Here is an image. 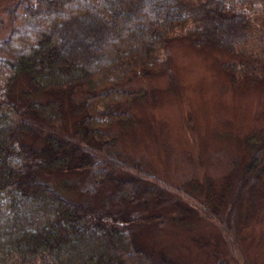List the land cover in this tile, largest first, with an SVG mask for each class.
I'll return each mask as SVG.
<instances>
[{"label":"trees","instance_id":"obj_1","mask_svg":"<svg viewBox=\"0 0 264 264\" xmlns=\"http://www.w3.org/2000/svg\"><path fill=\"white\" fill-rule=\"evenodd\" d=\"M252 3L201 0L198 10L230 28ZM185 7L180 0H9L0 38V264H173L138 247L137 220L114 208L161 202V187L137 175L113 178L109 162L137 167L115 149V125L131 123L128 104L144 94L126 86L164 70L170 39L196 21ZM67 21L75 26L69 37L87 32L81 62L59 44L57 28ZM68 116L78 117L73 140L40 137L41 126L62 127ZM70 172H88L97 193L111 182L100 208L46 179ZM241 182V193L264 198V137L251 147Z\"/></svg>","mask_w":264,"mask_h":264},{"label":"rangeland","instance_id":"obj_2","mask_svg":"<svg viewBox=\"0 0 264 264\" xmlns=\"http://www.w3.org/2000/svg\"><path fill=\"white\" fill-rule=\"evenodd\" d=\"M180 1L196 21L170 39L162 72L126 86L144 94L128 104L131 123L115 125V149L137 167L128 171L109 162L111 177L140 176L146 185L161 187L163 198L114 208L137 220L135 244L153 261L264 264V198L240 190L251 147L264 137V0H253L243 21L228 19L230 28L204 18L201 0ZM8 3L0 0V38L8 28ZM72 27L70 21L61 24L58 41L81 62L87 32L69 37ZM77 120L68 116L62 127L41 126L40 137L52 133L73 140ZM90 148L104 156L99 145ZM46 179L64 195L97 208L112 187L105 181L97 193L88 172Z\"/></svg>","mask_w":264,"mask_h":264}]
</instances>
